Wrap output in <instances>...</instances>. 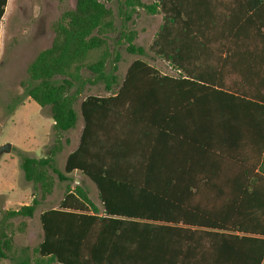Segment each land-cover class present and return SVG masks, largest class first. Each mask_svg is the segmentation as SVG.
Returning <instances> with one entry per match:
<instances>
[{
	"label": "trees",
	"instance_id": "obj_1",
	"mask_svg": "<svg viewBox=\"0 0 264 264\" xmlns=\"http://www.w3.org/2000/svg\"><path fill=\"white\" fill-rule=\"evenodd\" d=\"M125 4L132 7L127 20L132 19L137 6L151 14L163 12V24L153 43L157 54L177 61L183 52L179 48L176 53L167 51L164 45L183 46L194 39L206 44L214 43V39L225 53L220 58L223 71L242 84L200 87L189 80V73L185 78H173L136 59L116 96L88 95L81 104L85 120L81 142L68 156L64 171L54 165L60 143L49 155L23 157L20 166L42 199L53 192L51 172L67 180L69 174L80 171L96 184L103 211L81 185L69 187L57 208L41 213L43 239L36 248L37 263L262 264L264 0H157L151 4L126 0ZM114 28L113 11L103 0H75L74 8L64 10L54 23L51 45L28 64L27 78L20 81V86L26 97L50 107L57 135L75 127V104L88 82L103 81L106 89L116 83L115 61L112 69H107L113 55L108 34ZM218 30L222 34H206ZM124 36L129 53H145L134 43L135 33ZM93 55L96 58L92 59ZM83 69L93 79L85 78ZM173 79H181L175 84L181 99L162 100V95L170 96ZM22 102H14L9 108L13 111ZM117 104L138 121L154 127L161 114L164 117L175 111L188 114L197 128H206L213 136L204 145L208 155L205 161L210 164L208 179H161L156 149L144 154L139 147H118L114 149L117 157L111 156L136 161L133 169L138 168V177L115 175L111 165L105 163L107 157L94 154L92 138L95 120H107ZM241 143L245 151L237 155ZM35 194L32 203L2 213L0 259L33 264L28 258L15 257L13 236L8 230L10 219L34 217L40 203ZM27 250L25 247L22 252ZM205 256L208 260H189Z\"/></svg>",
	"mask_w": 264,
	"mask_h": 264
},
{
	"label": "rangeland",
	"instance_id": "obj_2",
	"mask_svg": "<svg viewBox=\"0 0 264 264\" xmlns=\"http://www.w3.org/2000/svg\"><path fill=\"white\" fill-rule=\"evenodd\" d=\"M113 11L115 28L108 34V46L113 55L108 63V71L117 65L118 84L125 78L129 66L141 59L155 66L157 57L162 58L153 49V43L163 21V12L151 14L144 7L137 6L131 20L126 19L127 12L132 7H127L126 0H103ZM143 4H151L157 0H134ZM18 24L10 46L20 43L22 56L16 58L10 65L0 67V147L5 143H11L10 152L0 154V218L5 210L17 209L24 202L32 203L34 192L40 201L34 217L18 216L9 220V234L13 236L16 258H28L33 264H38L39 255L36 248L43 239V229L40 214L48 209L59 206L65 192L69 187H75L73 175L67 180H60L53 172V192L41 198V192L34 191L32 182L25 180L20 163L25 156L43 157L51 154L53 146L62 142L64 132L56 134L53 120L50 116L49 106H40L35 101L26 97V92L20 86V81L27 78V64L43 48L51 45L54 38V23L60 18L66 9L74 8L75 0H20L16 3ZM20 15V16H19ZM19 16V17H18ZM135 33L134 43L145 49V54H131L126 50V36ZM92 59L96 55L91 56ZM85 78H92L87 70H82ZM117 84V85H118ZM115 85V88L116 86ZM106 84L103 81L88 82L84 92L76 102L79 103L86 95L105 94ZM23 101V102H22ZM14 102H22L12 111L9 105ZM57 152L54 156V165L64 171V155ZM82 187L89 193L91 200L99 206L102 212V204L99 192L95 185L83 176ZM29 203V204H30ZM27 247L26 253L22 249ZM0 264H15L10 258L0 259ZM58 264V263H43Z\"/></svg>",
	"mask_w": 264,
	"mask_h": 264
},
{
	"label": "crops",
	"instance_id": "obj_3",
	"mask_svg": "<svg viewBox=\"0 0 264 264\" xmlns=\"http://www.w3.org/2000/svg\"><path fill=\"white\" fill-rule=\"evenodd\" d=\"M19 1L20 0H0V67L8 66L16 58L22 56L20 43H13L14 45L10 46L11 37H13L16 30H19L18 24H15V20H17L15 17L17 16L15 5ZM162 24L163 21L161 25ZM206 34L219 35L222 34V32L219 30L216 32L206 31ZM210 41L212 42V40ZM198 42L199 40L194 39L193 41H189L187 45L183 46H179V43L164 45L163 48L165 50L175 53L179 48V50L183 52V56L173 62L166 58L162 59L157 57L155 59L156 66L152 63L149 64L154 66L160 74L168 75L173 78H185L188 77L189 73V75H191V79L189 80L195 82L200 87L242 84L240 79H229V76L223 71L220 58H224L225 53L222 52L219 43H215L214 39V43L200 44ZM176 80L178 81L181 79H173L170 96L162 95V100H170L174 102L175 100L181 99V94L177 87L178 85H175L178 84ZM123 82L124 79L118 84L117 80L115 84L111 85V89L106 90L107 92H105V94H94L93 96H116ZM115 85H117L116 88ZM81 96L82 95H80V97ZM87 96L88 95L82 98L78 109L75 105V109L78 113L75 127L64 132V137H61L62 142L59 154L62 153L64 155V168L68 156L79 147L81 142V136L85 128V120L81 112V104ZM109 115L110 117L107 120H95L93 126L94 133L92 138V149L95 155L107 157L105 163L111 165V170L115 175L119 177H126L129 175L138 177V168L133 169L135 165L137 166L136 161L133 159L129 161L123 159L118 160L116 158H111V156L114 155L117 157L114 149L118 147H123L124 149L128 147H132V149L139 147L141 150L143 149L144 154H147L148 152L150 153L153 148L156 149V166L159 168V177L161 179H163L164 176H169V179L182 181L208 179L209 174H207V171L210 164L205 161L208 155L204 145L210 143L213 136L206 128H197L194 125L195 120L191 119L188 114L185 116L181 115V113H175V111L164 117H162L163 115L161 114V118H158L159 124L156 127L150 125L144 120L138 121L136 118L129 115L124 110L122 104L115 105V107L110 110ZM223 132H228V130H223ZM223 138L226 140L229 139L227 136H223ZM237 141L241 142L239 139H237ZM244 151V145L241 143L237 155ZM130 156H134V153ZM212 156L215 157L213 154ZM143 163L144 161L141 160L140 166L143 165ZM141 170L142 166L139 167L140 178ZM71 175H73L72 178L74 183L75 179L78 177V179H82L83 184L84 174L76 170L68 176ZM88 179L91 180L90 178ZM91 182L97 188L92 180ZM82 184L79 185L82 186ZM29 203V201L24 202L22 205ZM101 210L103 211V207ZM207 258L209 257H189V260H191V263H194L196 260H208ZM203 262L204 264H207L205 261ZM262 264H264V258Z\"/></svg>",
	"mask_w": 264,
	"mask_h": 264
},
{
	"label": "water",
	"instance_id": "obj_4",
	"mask_svg": "<svg viewBox=\"0 0 264 264\" xmlns=\"http://www.w3.org/2000/svg\"><path fill=\"white\" fill-rule=\"evenodd\" d=\"M11 147H12L11 143H5L4 145H2V146L0 147V154H3V153H5V152H10ZM75 183H76L77 185L82 184V179H78V177H77V178L75 179Z\"/></svg>",
	"mask_w": 264,
	"mask_h": 264
}]
</instances>
